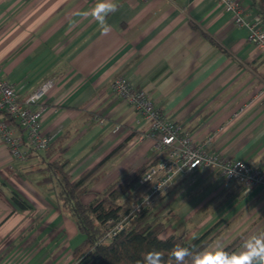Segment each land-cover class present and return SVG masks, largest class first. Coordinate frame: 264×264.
<instances>
[{"label":"crops","instance_id":"1","mask_svg":"<svg viewBox=\"0 0 264 264\" xmlns=\"http://www.w3.org/2000/svg\"><path fill=\"white\" fill-rule=\"evenodd\" d=\"M234 1L247 19L257 15L250 1ZM111 2L117 8L105 17L111 30L102 35L89 14L99 0H0L3 79L24 97L53 84L42 119L52 160L66 162L76 179L128 140L82 202L124 175L140 174L153 156L147 125L138 127L139 115L111 90L119 78L146 92L195 143L210 140L209 153L264 169V57L247 41L248 30L235 25L220 0ZM38 154L13 161L0 141V257L6 253L0 264H75L72 252L83 237L50 186L39 183L46 173ZM193 178L207 192L191 212L212 206L216 216L205 228L199 224L197 237L240 217L232 234L264 214L259 189L246 192L216 172L178 176L172 186ZM11 191L32 210L19 211ZM260 217L238 244L264 225ZM256 234L264 237V228Z\"/></svg>","mask_w":264,"mask_h":264},{"label":"built area","instance_id":"2","mask_svg":"<svg viewBox=\"0 0 264 264\" xmlns=\"http://www.w3.org/2000/svg\"><path fill=\"white\" fill-rule=\"evenodd\" d=\"M227 13L233 15L237 26L248 30L247 41L255 45L264 57V30L260 17L247 19L234 0H220ZM0 68V141L9 150L11 159L25 161L32 153H45L49 149L51 137L42 131L45 112L43 100L53 88L52 82L45 83L39 90L27 97L15 85L5 81ZM112 92L130 104L139 115L137 126L147 125L148 134L154 140L153 156L146 162L140 177L133 187H148L147 198L138 209H147L155 199L167 190L178 176L203 170L218 173L226 182L238 184L244 191L259 189L264 195V169L253 168L243 161L230 160L209 153L210 140L201 144L182 132L180 126L163 115L158 106L148 99L146 92L134 90L127 80L117 79ZM109 236L122 230V223L114 225Z\"/></svg>","mask_w":264,"mask_h":264},{"label":"trees","instance_id":"3","mask_svg":"<svg viewBox=\"0 0 264 264\" xmlns=\"http://www.w3.org/2000/svg\"><path fill=\"white\" fill-rule=\"evenodd\" d=\"M248 1L260 17V27L264 30V0ZM127 143L128 140L124 141L76 179L65 170L66 162L52 160V145L43 153V168L39 171L47 176L39 183L50 186L60 210L69 215L78 234L83 237L82 242L72 252L75 264H146L148 256L152 253L160 258V264H192V257L197 253L206 252L211 245L210 236L215 231L213 229L216 224L190 241L179 234L162 237L165 224L155 215L152 208L135 212L122 200L131 193L140 174L124 175L106 187L90 203L82 202L89 186L100 180L102 170L126 148ZM36 156L41 157L39 154ZM9 201L19 211L32 210L30 204L14 191L10 192ZM108 221H112L114 225L122 223V230L109 236L112 227H107ZM236 242L237 240L220 251L232 255L231 251L235 249ZM179 249H188L190 255L182 259L176 258ZM5 256L6 253L0 257V262Z\"/></svg>","mask_w":264,"mask_h":264},{"label":"rangeland","instance_id":"4","mask_svg":"<svg viewBox=\"0 0 264 264\" xmlns=\"http://www.w3.org/2000/svg\"><path fill=\"white\" fill-rule=\"evenodd\" d=\"M199 171L207 174L214 173L209 171L205 172L203 170ZM172 185L169 187L170 189H167L168 191H163L162 194L155 199V202L150 205L149 208H152L155 215L159 217V219L165 224V230L162 233V237H166L171 234H179L184 235L186 237V240L190 241L194 238H197L196 234L198 233L199 229L197 230L196 228L199 226V224L201 228H205V225H207L208 221H214L216 216L214 215V213H212V209L210 210L212 206H208L200 213L197 212L198 214H196V212H191V210H193L194 207L199 204V202L203 199L207 192L201 191V178L186 180L179 187H177L178 184L174 187ZM147 195L148 187H138L136 191L132 189L131 193L129 195H126L122 200L125 201V203H128V205H130L132 207V210L134 211L138 209L143 199L147 198ZM139 197L140 200H138ZM221 199L217 200L218 203L222 202ZM261 214L264 218V214L262 213V211H259V217H257V219L255 218L253 224L248 223L247 226H243L242 230L238 229L234 233L232 232V234H230V232L231 230H234L233 227L236 225L237 221H239L240 217H238L237 220L229 223V225L227 224V227H221V224L219 225V223L223 221L217 222L216 229L219 225L218 230L220 231L217 232L216 235L210 236L211 245L208 247L206 252H218L237 240L235 249L231 251L232 255H240L244 253L249 247L250 241L259 237L256 236V233L263 229L264 225L261 224V226L257 228V231L249 236V238H247L243 243L238 244V242L242 239L243 236L245 237L248 234L249 229L253 227L255 229V225H257V223L261 220ZM220 215L221 214H218V216ZM206 229H204L203 232H205Z\"/></svg>","mask_w":264,"mask_h":264},{"label":"clouds","instance_id":"5","mask_svg":"<svg viewBox=\"0 0 264 264\" xmlns=\"http://www.w3.org/2000/svg\"><path fill=\"white\" fill-rule=\"evenodd\" d=\"M117 5L111 0H99V3L89 13L101 25V34L107 35L111 26L105 22V17L115 12ZM178 259L190 255L188 249L177 250ZM247 259H241L242 257ZM146 264H160V258L152 253L148 256ZM192 264H264V237H257L250 241L247 250L240 255H228L220 252H200L192 257Z\"/></svg>","mask_w":264,"mask_h":264}]
</instances>
